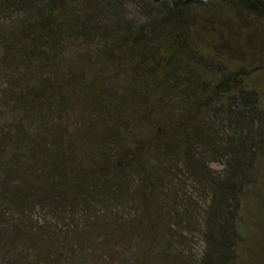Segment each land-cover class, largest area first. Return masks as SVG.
Listing matches in <instances>:
<instances>
[{"label": "trees", "instance_id": "1", "mask_svg": "<svg viewBox=\"0 0 264 264\" xmlns=\"http://www.w3.org/2000/svg\"><path fill=\"white\" fill-rule=\"evenodd\" d=\"M127 6L139 11L141 23L127 20ZM11 16L21 20L0 29V63L31 60L49 73L12 98L22 116L55 115L81 89L91 97L96 133L99 128L109 137L136 119L135 113L150 116L165 98L174 102L163 107L169 119L155 128L149 124L154 137L141 142L135 148L141 154L130 159L136 165H129V176L138 185L133 198L143 205L138 220L119 228L142 243L137 264H189L172 251L174 235L141 224L150 225L158 214L152 210L158 199L151 184L156 172L148 160L164 163L173 150L183 155L187 173L195 178L205 179L192 151L223 162L221 178L207 182L211 199L203 223L204 249L194 264H264V0H170L157 6L142 0H0V17ZM96 41L92 56L80 52ZM116 66L137 83L130 99L120 102L100 81ZM112 117L116 126L110 124ZM13 133L0 138V148L10 153L0 175V226L6 222L3 205L18 214L40 208L57 217L80 205L89 211L84 197L97 189L126 198L129 182L120 177L124 161L97 163L76 156L58 134L36 163L28 157L20 161L16 145L22 142V151L30 153L35 143L19 128ZM86 221L83 231L63 235L60 245L72 246L75 235L81 248L90 242L88 236L96 242L109 232L102 226L95 233L98 226ZM13 229L1 256L5 261L14 255L15 261H24L25 255L23 264H70L53 245L40 243L55 234L48 237V230L31 229L26 222Z\"/></svg>", "mask_w": 264, "mask_h": 264}, {"label": "rangeland", "instance_id": "2", "mask_svg": "<svg viewBox=\"0 0 264 264\" xmlns=\"http://www.w3.org/2000/svg\"><path fill=\"white\" fill-rule=\"evenodd\" d=\"M142 1L151 6H157L158 1L170 2V0ZM126 9L127 20L141 23L143 17L137 9L132 6H127ZM19 20H21L20 17L15 16L0 17V29L9 30ZM88 44L87 47H80V52L85 51L89 55L92 54L95 51L93 49L99 46V41L88 42ZM69 58L68 56L65 59ZM0 59H2L1 52ZM121 67L123 66H116L113 72L103 73V78L100 79L108 87L107 90L111 92L109 94L118 102L127 97L130 99V91L137 87L134 80L121 72ZM47 75L49 73L44 66L39 68L31 60L17 58L12 63L5 64L3 61L0 63V132L3 134L0 138H9L14 134L13 131L18 130V128L25 132V136L32 138L35 147L30 153L25 150L22 151L24 147L22 142L16 145L14 152L17 157L15 158L20 161L23 157H28V160L36 163L38 157L46 154V151L42 152L45 149L44 147H48L50 139L57 134L60 141L66 142V146L75 148L73 153L76 156L84 154L97 163H100L103 158L107 159L109 163L118 162L119 160L124 161L126 168L121 170L120 177L129 182L128 185H124L127 194L124 195V192L121 191L120 193L126 198L124 199V197L118 195L114 199L110 197L111 193H106L108 191H101V189L89 191L90 193L84 197L86 205L90 207L89 211L85 209L84 205H80L71 210L69 209L65 214L57 215V217L54 214L48 215L47 210L40 208L30 210L26 214H18L14 209L3 205L1 208L6 213L4 214L6 222L0 226V236L2 235L0 237V264H23L22 262L25 261V255L24 261L22 258L15 261L17 258L15 255L14 258L8 261L1 257L4 250L8 248L11 237L10 231L13 229V225L19 226L24 222L31 229L48 230L50 232L48 237H52V233L55 234L57 238L53 236L52 240L46 239V241L43 240L40 243L44 244L46 248L53 245L57 253L66 256L70 264H137L134 258H137L139 254L138 246L142 247V243L139 244L132 233H121V228H119L121 224H130L133 220H138L143 205V202L139 204L140 202L133 198L138 185L134 177L129 176L132 168L130 166L136 165L135 160L130 159L136 152L135 148L141 142L145 143L154 137L153 128L163 125L169 119L170 113L166 114L164 109L167 108L163 107L174 102L165 98L163 103L154 105V113H150V116L145 115V113H141V115L135 113L136 119L126 124L124 129L121 127L120 131L117 132L114 129L113 132H116V134L103 137L104 131L102 129L98 128L97 133L95 131V124H97L98 119L92 121L95 112L92 109L91 97H88L81 89L75 90L68 102L55 115L48 117L47 115H39L31 119L25 115L22 116L17 111L12 98H16L20 92L27 93L29 87L36 86L37 78L41 79ZM102 108L105 109L104 105H102ZM110 114L112 115L113 112L111 111ZM141 116L142 119H140ZM110 124L117 125L114 117L110 120ZM149 124L154 127L150 128ZM222 139L223 136L220 135L218 141ZM9 154V149L2 145V149L0 148V175H4L5 163ZM103 154H105V157ZM139 154L141 153L139 152L137 155L139 156ZM169 157H166L164 163L154 162L153 157L148 160V165L153 167L152 170L156 172V174L152 173L151 184L158 199L154 201L155 203L153 202L152 210L159 215L155 214L153 216L154 219L150 220L152 222L150 225L146 221H142L141 224L148 226L146 228H151L152 231L154 228V231L158 234L166 232L174 235L175 244L172 251L183 256L182 258L188 261L189 264H194L197 263L204 249L202 241L203 223L211 199V191L207 182L211 179L219 180L221 178L224 169L223 162L212 160L208 153L201 155L200 150L192 151L190 157L195 161L197 160L196 164L205 177V179H202L203 177L200 175L195 178L187 173L184 167V157L178 150H173ZM199 158L202 159V162ZM145 161L144 159V164ZM17 164L19 168L23 165L20 162ZM12 181H14V178H12ZM14 185H17V183L15 182ZM89 195H91V198H88ZM87 219L90 223L95 222L98 226L94 230L95 233H101L102 226L110 228L107 237L105 236L108 238L106 241L102 242L101 239L105 238L103 235L100 239H95L96 242L91 241L90 236H88L90 242L80 248L74 235L72 246L66 249L60 245L63 235L68 237L70 232L72 234V232H79L78 230L83 231L84 226L87 225ZM17 229L19 228L17 227ZM1 230H4V232ZM38 236H41V234H38ZM50 241L51 243H49Z\"/></svg>", "mask_w": 264, "mask_h": 264}]
</instances>
